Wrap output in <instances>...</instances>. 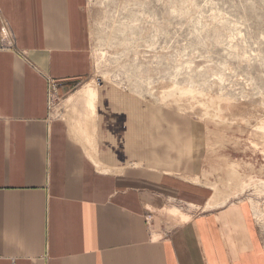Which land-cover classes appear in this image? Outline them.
<instances>
[{
  "label": "crops",
  "instance_id": "obj_1",
  "mask_svg": "<svg viewBox=\"0 0 264 264\" xmlns=\"http://www.w3.org/2000/svg\"><path fill=\"white\" fill-rule=\"evenodd\" d=\"M83 4L0 0V264H264L244 205L172 215V199L203 204L206 193L165 169L102 171L67 122L51 118L50 79L63 98L92 70ZM90 84L69 99H88L80 131L118 166L137 152L142 118L105 113L93 142L99 91Z\"/></svg>",
  "mask_w": 264,
  "mask_h": 264
},
{
  "label": "rangeland",
  "instance_id": "obj_2",
  "mask_svg": "<svg viewBox=\"0 0 264 264\" xmlns=\"http://www.w3.org/2000/svg\"><path fill=\"white\" fill-rule=\"evenodd\" d=\"M82 11L92 70L53 99L51 118L67 122L102 171L165 169L206 193L203 204L172 199V215L244 205L264 247V0H84ZM90 81L96 126L119 108L142 118L137 152L118 166L80 131L88 99H69Z\"/></svg>",
  "mask_w": 264,
  "mask_h": 264
},
{
  "label": "built area",
  "instance_id": "obj_3",
  "mask_svg": "<svg viewBox=\"0 0 264 264\" xmlns=\"http://www.w3.org/2000/svg\"><path fill=\"white\" fill-rule=\"evenodd\" d=\"M55 86H56L55 81L50 80V83H49V104H50V107L52 106L53 99H55V96H54L55 95Z\"/></svg>",
  "mask_w": 264,
  "mask_h": 264
},
{
  "label": "bare ground",
  "instance_id": "obj_4",
  "mask_svg": "<svg viewBox=\"0 0 264 264\" xmlns=\"http://www.w3.org/2000/svg\"><path fill=\"white\" fill-rule=\"evenodd\" d=\"M163 182V181H162ZM166 213V212H165Z\"/></svg>",
  "mask_w": 264,
  "mask_h": 264
}]
</instances>
